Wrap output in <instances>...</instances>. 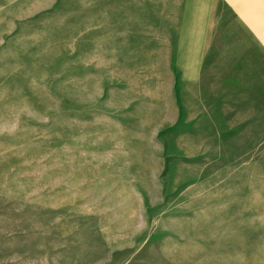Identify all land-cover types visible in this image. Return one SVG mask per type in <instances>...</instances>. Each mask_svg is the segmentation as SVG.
Instances as JSON below:
<instances>
[{
	"label": "rangeland",
	"instance_id": "374dc122",
	"mask_svg": "<svg viewBox=\"0 0 264 264\" xmlns=\"http://www.w3.org/2000/svg\"><path fill=\"white\" fill-rule=\"evenodd\" d=\"M58 1L64 22L121 42L122 0ZM90 58L78 104L63 105L59 152L45 122L0 136L15 144L0 148V264H264V151H246L264 145V89L245 72L235 86L225 68L192 73L173 102L160 87L150 106L162 152L142 169L156 183L138 199H77L73 181L108 174L104 128L122 113V50Z\"/></svg>",
	"mask_w": 264,
	"mask_h": 264
},
{
	"label": "crops",
	"instance_id": "0c3cea01",
	"mask_svg": "<svg viewBox=\"0 0 264 264\" xmlns=\"http://www.w3.org/2000/svg\"><path fill=\"white\" fill-rule=\"evenodd\" d=\"M61 13L58 0H0V136L27 137L32 121L45 122L50 129L42 135L58 138L59 152L63 105L78 104L79 73L94 70L90 57L122 50V113L110 114L103 133L109 171L73 181L81 186L71 190L86 194L77 199H138L142 186L156 183V172L142 169L157 168L162 152L150 106L160 87L173 102L192 73L225 68L237 73L235 86L245 72L246 87L264 89V0H122L117 44L77 19L68 25ZM260 146L246 151H264Z\"/></svg>",
	"mask_w": 264,
	"mask_h": 264
}]
</instances>
